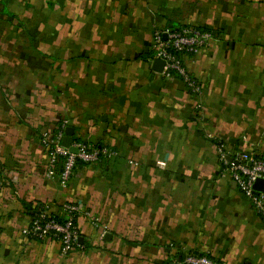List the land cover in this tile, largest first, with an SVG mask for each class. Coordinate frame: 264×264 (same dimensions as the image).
Instances as JSON below:
<instances>
[{"label":"crops","instance_id":"1","mask_svg":"<svg viewBox=\"0 0 264 264\" xmlns=\"http://www.w3.org/2000/svg\"><path fill=\"white\" fill-rule=\"evenodd\" d=\"M41 1L68 49L54 60L60 74L50 88L0 85V260L177 264L193 253L264 264V222L216 155L217 142L264 155V0ZM169 26L214 36L184 59L200 95L140 58L153 33ZM63 123L74 129L73 142L114 153L78 165L65 185L46 177L40 145L43 131ZM64 202L80 206L87 246L67 257L56 242L20 234L29 207L57 213Z\"/></svg>","mask_w":264,"mask_h":264},{"label":"built area","instance_id":"2","mask_svg":"<svg viewBox=\"0 0 264 264\" xmlns=\"http://www.w3.org/2000/svg\"><path fill=\"white\" fill-rule=\"evenodd\" d=\"M214 36L210 31L181 26L157 30L152 36L151 50L154 59L163 60L162 77L179 79L192 95H200L201 87L190 75L185 64L186 57L194 56L202 49L210 46ZM65 123L55 131L45 130L40 135V145L47 153L46 177H56L61 185L69 182L77 162L95 163L100 159L108 160L114 153L106 146H93L84 141L72 142L77 149L72 154L61 145ZM217 161L224 171L230 174L231 180L240 194L248 200L254 212L264 222V188L253 189L257 179L264 180V161L258 154L231 153L223 145L216 146ZM231 158V161L228 160ZM236 162V164L234 163ZM81 214L80 206L74 202H64L57 213L42 207L30 217L29 224L20 230V234L39 241H53L59 245L61 257L75 252H82L83 242L77 226V218ZM84 216L93 227H97L96 219L88 212ZM177 264H220L206 255L187 253Z\"/></svg>","mask_w":264,"mask_h":264},{"label":"rangeland","instance_id":"3","mask_svg":"<svg viewBox=\"0 0 264 264\" xmlns=\"http://www.w3.org/2000/svg\"><path fill=\"white\" fill-rule=\"evenodd\" d=\"M29 1L6 0V12L12 15L8 16L0 0V85H39L43 90L60 74L54 60L59 53L63 56L68 43L55 35L50 5Z\"/></svg>","mask_w":264,"mask_h":264},{"label":"water","instance_id":"4","mask_svg":"<svg viewBox=\"0 0 264 264\" xmlns=\"http://www.w3.org/2000/svg\"><path fill=\"white\" fill-rule=\"evenodd\" d=\"M171 27V26H169ZM164 62L160 59H153L151 62V70H153L157 74H162V68H163ZM73 136H74V129L72 127H67L64 130V137L62 138L61 145L68 149V151L72 154L77 153V149L72 147L71 144L73 142ZM229 161H231V158H228ZM236 164V162H234ZM264 188V180L263 179H257L253 185V189L256 191H262ZM110 235H105V239H109ZM79 242H83V239L80 238ZM180 259V258H179ZM178 259V260H179Z\"/></svg>","mask_w":264,"mask_h":264},{"label":"trees","instance_id":"5","mask_svg":"<svg viewBox=\"0 0 264 264\" xmlns=\"http://www.w3.org/2000/svg\"><path fill=\"white\" fill-rule=\"evenodd\" d=\"M8 16H12L10 13H8V12H6V11H4ZM171 27H173V28H177V27H181V26H171ZM140 58H142V59H147V60H149V61H152L153 59H154V53H153V51L151 50L149 53H147L146 55H142V56H140ZM175 79V78H174ZM177 80H179V79H177ZM59 126V125H58ZM57 126V127H58ZM56 127V128H57ZM56 128H54L53 129V132L55 131V129ZM221 143L220 142H217L216 143V146H219ZM98 147V146H97ZM259 158L260 159H262L263 161H264V155H260L259 156ZM104 160L103 159H100L99 161H98V163L99 162H103ZM89 163H83V162H77V164H76V167L78 166V165H88ZM75 167V168H76ZM220 167H222V165L220 164ZM75 170V169H74ZM74 172V171H73ZM40 208H42V206L41 205H35V206H31V207H29L28 208V210H27V214H29V217H31L32 216V214H34L35 212H36V210L37 209H40ZM36 240V239H35ZM37 241H39V240H37ZM83 246H84V249L82 250V252L83 251H85L86 250V248H87V246H86V243H85V241L83 240ZM190 254H193V253H190ZM197 255H199V254H197ZM206 256H208V255H206ZM209 258H210V256H208Z\"/></svg>","mask_w":264,"mask_h":264}]
</instances>
